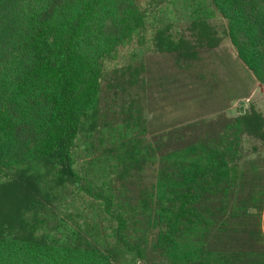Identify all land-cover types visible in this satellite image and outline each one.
Returning a JSON list of instances; mask_svg holds the SVG:
<instances>
[{
	"label": "trees",
	"instance_id": "1",
	"mask_svg": "<svg viewBox=\"0 0 264 264\" xmlns=\"http://www.w3.org/2000/svg\"><path fill=\"white\" fill-rule=\"evenodd\" d=\"M140 1L0 0V196L30 188L32 200L40 192L48 204L63 201L76 225L66 237L65 217L27 215L32 201L0 223V264H264V171L241 162L246 136L264 141V115L158 127L153 118L150 132L133 107L144 61L132 53L118 63L165 0ZM216 14L264 84V0H194L193 28L207 37ZM164 46L186 69L181 58L195 48ZM162 103L167 118L176 103ZM91 123L100 143H112L101 171L77 165ZM148 163L153 179H138ZM76 201L102 215L78 216L69 211Z\"/></svg>",
	"mask_w": 264,
	"mask_h": 264
},
{
	"label": "rangeland",
	"instance_id": "2",
	"mask_svg": "<svg viewBox=\"0 0 264 264\" xmlns=\"http://www.w3.org/2000/svg\"><path fill=\"white\" fill-rule=\"evenodd\" d=\"M147 1L141 0V7H147ZM193 1L165 0L161 3L149 15L143 35L136 37L134 43L121 52L118 60L119 64L127 63L134 59L132 53H135L140 61H144L145 79L143 84L133 91L134 99L137 97L139 102L134 103L133 107L135 106V110H141L149 119L150 132L154 126L187 123L190 119L201 116L208 119L217 118L221 114L237 117L250 110H257L264 115V84L257 81L238 58L236 49L227 35L226 20L216 14L207 21V37L200 35L193 28L190 18ZM164 41L170 42L175 52L180 48L187 52L192 47L195 48L191 57L186 55L181 58L186 64V69L176 67L177 55L168 52ZM114 66L116 65L113 62L111 68ZM233 96L235 98H232ZM167 99L173 100L176 108L169 117L164 118L167 108L162 109V100ZM153 118L156 121L152 128ZM95 127L94 123L87 126L86 131L80 135L76 148L78 167L91 172L101 171L113 161L110 160L109 153L111 141L100 143V133ZM241 162L248 166L253 163L256 169L264 171V141L246 136ZM154 169V164L148 163L137 171H140L138 179L151 181ZM4 180L0 174V181ZM21 190L6 192L0 196V223L8 225L22 212L25 205L34 201L27 215L36 211L44 215L48 213L52 217H65L66 222H63L64 226H61L59 231L66 237L68 234L72 235L76 226L75 219L64 214L67 212V205L63 201L48 204L40 192L36 193L37 199L32 200L33 193L30 188ZM76 205H71L69 211L78 216L96 212L102 215L101 206L97 204V210H93L90 203L81 205L84 211H79L77 201ZM261 220L264 233V205Z\"/></svg>",
	"mask_w": 264,
	"mask_h": 264
}]
</instances>
